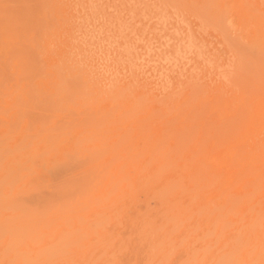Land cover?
<instances>
[{"label":"rangeland","instance_id":"rangeland-1","mask_svg":"<svg viewBox=\"0 0 264 264\" xmlns=\"http://www.w3.org/2000/svg\"><path fill=\"white\" fill-rule=\"evenodd\" d=\"M0 185L32 264H264V0H0Z\"/></svg>","mask_w":264,"mask_h":264},{"label":"bare ground","instance_id":"bare-ground-1","mask_svg":"<svg viewBox=\"0 0 264 264\" xmlns=\"http://www.w3.org/2000/svg\"><path fill=\"white\" fill-rule=\"evenodd\" d=\"M212 174V173H211ZM1 187L0 188H2V185H0ZM4 189V188H3ZM2 189V190H3ZM0 194H2V191H1V189H0ZM11 207V206H10ZM13 208H15L14 207V204H13V206H12ZM11 207V209H13ZM8 208H9V206H8ZM18 207H16V209H17ZM7 209V208H6ZM5 209V210H6ZM16 209H13V210H16ZM4 210V211H5ZM7 211V210H6ZM8 211H10V210H8ZM16 211H18V210H16ZM15 212V211H14ZM8 218V217H7ZM16 218H18V217H15V218H12V220L13 219H16ZM5 221H8V219L6 220L5 219ZM11 221V220H10ZM13 222H17V220H15V221H13ZM13 222H11V223H13ZM5 223V222H4ZM8 223V222H7ZM23 223V222H22ZM15 225V224H14ZM1 226V225H0ZM2 227V226H1ZM1 227H0V231H1ZM15 227V226H14ZM18 227V226H17ZM4 228V230H5V232L6 233H10L11 235H10V242L11 243H13L14 242V240H16V236H18L17 234H15V239L13 240V242L11 241V239H12V233L14 232H10L12 229H10L9 230V232L5 229L6 227H3ZM8 228V227H7ZM11 228V227H10ZM18 229V231H19V227L17 228ZM3 231V230H2ZM4 232V231H3ZM0 234H1V232H0ZM4 236L6 235L5 233L3 234ZM2 234H1V238L0 239H2V238H4V236H3ZM18 240V239H17ZM0 243H2V242H0ZM14 244V243H13ZM13 244H11V245H9L10 246V248L11 247H13V248H18V245L20 244V242H19V240H18V245L16 246L15 244L13 245ZM3 246V245H2ZM15 246V247H14ZM7 248H8V246H7ZM4 248L6 251H7V253H6V251H5V253H1L0 252V264H4L6 261H9L11 264H32L31 263V260H30V258L28 257V255H26V254H23L21 251H19V250H17V251H15V252H12L13 250L11 249L10 250V248ZM3 249V250H4ZM19 249V248H18ZM11 252H10V251ZM10 252V253H9ZM22 253V254H21ZM9 263V264H10Z\"/></svg>","mask_w":264,"mask_h":264}]
</instances>
